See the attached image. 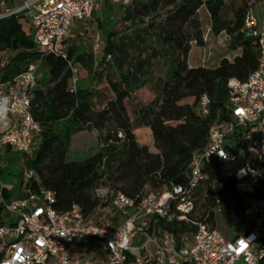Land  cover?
Here are the masks:
<instances>
[{
	"label": "trees",
	"instance_id": "trees-1",
	"mask_svg": "<svg viewBox=\"0 0 264 264\" xmlns=\"http://www.w3.org/2000/svg\"><path fill=\"white\" fill-rule=\"evenodd\" d=\"M250 5V0H136L134 5L122 7L125 26L106 35L97 60L72 42L64 57L43 54L33 44L26 18L0 20V55H10L1 83H11L31 65H37L36 72L42 71L39 79L36 73L37 88L28 93L41 135L31 158L24 162V170L31 172L32 178L26 181L23 173L19 175L25 193L30 190L39 195L41 190H48L55 197L52 209L66 213L77 205L92 223L90 218L96 210L110 207L108 201L96 198L97 189L107 187L137 204L147 195L148 186L164 192L185 184L192 155L205 148L211 125L218 117L229 120L225 111L228 80L244 82L258 68L259 44L241 32ZM203 6L210 16L211 33H225L231 47L240 50L238 56L231 61L222 59L214 69L190 68L187 64L191 44H204L198 19ZM227 8L232 9L231 20L223 17ZM157 61L168 70L166 80L157 79L155 96L130 113L129 100L153 85L151 69ZM72 68L81 69L74 92L69 89ZM204 94L209 98V114L201 118L197 104ZM100 98L104 99L101 104ZM92 132L97 136L95 152L69 161L73 140ZM11 152L2 150L0 162L3 153L10 159ZM242 162L211 161L205 168L207 179L196 192L195 208L203 199L205 212L200 221L211 223V228L218 207L241 217L234 174ZM4 169H9V164ZM10 175L7 172L6 176ZM0 196L2 226L3 203L14 198L3 186ZM160 226L174 236L177 246L181 238L196 231L194 225L185 222H161ZM139 256L128 255L124 264H135Z\"/></svg>",
	"mask_w": 264,
	"mask_h": 264
},
{
	"label": "built area",
	"instance_id": "built-area-1",
	"mask_svg": "<svg viewBox=\"0 0 264 264\" xmlns=\"http://www.w3.org/2000/svg\"><path fill=\"white\" fill-rule=\"evenodd\" d=\"M101 1L0 0V20L26 18L36 49L64 57L73 25L86 23ZM111 1L128 7L136 0ZM258 1L250 0L241 30L259 44L258 68L244 82L228 80L225 111L229 120L218 117L211 125L205 148L192 155L187 182L164 192L149 193L137 204L107 187L97 189L96 198L108 201L112 211L122 218L115 229L87 222L77 205L66 213L55 211L51 207L55 197L48 190H41L39 195L26 190L25 198L3 203V213L9 218H2L0 226L3 255L0 264H81L80 260L91 248L103 252L105 264H124L131 254L143 255L135 259V264H264V36L258 33L251 14ZM6 65L7 59L0 55V96L8 98L10 110L6 117L14 124L1 130L0 122V154L10 149L13 153L31 155L41 135L28 96L37 88V65L29 66L11 83L3 84L1 77ZM72 72L69 89L74 92L77 69L72 68ZM209 104L207 95L199 98L197 113L201 118L209 114ZM234 160L243 161L234 174L243 207L241 217L233 221L242 231L226 238L217 229L193 220L195 195L207 179L205 168L211 161ZM32 176L30 172L24 179L30 180ZM161 222H185L194 225L196 231L181 238V245L177 246L174 236L163 231ZM138 237L147 241L134 247L132 242ZM149 246L153 249L150 254L146 253ZM86 249L88 252L83 253Z\"/></svg>",
	"mask_w": 264,
	"mask_h": 264
},
{
	"label": "rangeland",
	"instance_id": "rangeland-1",
	"mask_svg": "<svg viewBox=\"0 0 264 264\" xmlns=\"http://www.w3.org/2000/svg\"><path fill=\"white\" fill-rule=\"evenodd\" d=\"M109 5L113 9V4L111 0H109ZM99 10V9H98ZM251 14L255 18L256 22L258 23V31L260 32L261 36H264V0H260L256 2L251 8ZM223 17L226 20H231L232 18V9L227 8ZM96 16L91 17L86 23L81 25H73L71 31V37L68 39V44L70 42L82 47L87 53H91L95 60L102 56V49L105 42L106 35L110 31L120 32L124 28L123 22H121L122 12H109L103 18L98 14L97 18L101 20H96ZM198 19L201 25L202 33L205 35L206 46L204 49H200L199 47L194 46V43L191 44L193 47L192 51L190 52L189 56L187 57V62L193 68L198 67H206V68H215L218 66L220 59H230L236 56L239 53V49H233L231 47V39L223 33V35L216 41L214 35L210 34L211 28V20L208 14L207 9L203 6L198 11ZM7 56V55H6ZM77 71H81L79 68ZM167 68L161 61H157L154 63L151 74L153 85L147 87L145 91H141L136 96H133L129 100V111L132 113V109L134 107H141L147 102H149L156 93L155 84L156 80L160 79L162 82L167 78ZM41 69H38L37 78L39 79L42 77ZM89 83V80L86 81ZM96 83V80L93 79L92 85ZM104 101L103 98H100L99 103L101 104ZM133 119V117H131ZM132 123H134L132 121ZM1 130H3V126H1ZM38 141H36L35 146H37ZM97 136L94 132L92 133H85L83 135L77 136L73 140V148L71 153L68 156L69 161H78L85 156L92 155L97 146ZM12 153V152H11ZM31 155L25 156L18 153H13L11 158L8 159L6 157V153H3L1 156L0 168L3 169V175L0 176V187L3 186L9 190V194L11 198H16L20 196V192L23 188V184H19V175L23 173V178H25V174L29 172L24 170V162L27 159H30ZM9 164V169H4L6 165ZM7 172H10L11 175L9 177L6 176ZM23 183L25 184L26 181L23 179ZM122 185L119 184L118 187ZM154 189L151 187H146L145 193H155ZM1 201V196H0ZM39 205H43L42 201H38ZM204 201L203 199H199L197 201V205L195 208L196 215L194 216L193 220H201L203 218V214L205 212ZM233 206V205H232ZM243 204H241V208ZM220 207L215 209L214 214V221L213 227L216 228L221 234H223L226 238H230L241 233V228L235 226L233 221L237 219L236 216H231L226 213V211H220ZM3 218H9V215L5 212L3 213ZM114 218V219H113ZM113 219V220H112ZM90 221L94 224H99L101 226H106L109 229H115L119 227L122 223V218L112 211L110 207L106 209H99L96 210L93 216L90 218ZM208 225L212 226L211 223ZM241 225H244L243 223ZM147 240L143 237H138L135 241L132 242L134 247L142 246ZM153 250L151 246L146 253L150 254V251ZM1 251V248H0ZM94 252V251H93ZM99 253V252H98ZM96 253L94 258H92L91 254H86L83 260H80L81 264H103L102 258L99 254ZM143 257V255L141 256Z\"/></svg>",
	"mask_w": 264,
	"mask_h": 264
},
{
	"label": "crops",
	"instance_id": "crops-1",
	"mask_svg": "<svg viewBox=\"0 0 264 264\" xmlns=\"http://www.w3.org/2000/svg\"><path fill=\"white\" fill-rule=\"evenodd\" d=\"M203 1H208V0H203ZM112 2V1H111ZM114 4V3H113ZM124 8V7H123ZM123 8H122V6H120V5H117V4H115L114 6H113V9L111 8V6L109 5V0H103V1H101L99 4H97V6L95 7V9L93 10V13H92V16L91 17H93V15H94V17L96 16V20H101L102 18H103V16L105 17L109 12H116V11H120V12H122L123 11ZM202 8V7H201ZM99 9V10H98ZM98 14H100V16L102 17L101 19H99V18H97V16H98ZM209 14V13H208ZM110 31H111V29H110ZM109 31V32H110ZM257 31H258V23H257ZM108 32V33H109ZM210 34H212L211 33V31L209 32ZM258 33L260 34V32L258 31ZM213 35V34H212ZM223 35V33H221L220 35H218V36H214L215 38H216V41H217V38L219 39L221 36ZM203 41H204V44H203V46L202 47H199L200 49H204L205 48V46H206V40H205V35H203ZM195 46V45H194ZM194 46H192L191 47V49H190V52L192 51V49H193V47ZM196 47H198V46H196ZM190 52H189V54H190ZM189 54H188V56H189ZM240 54V51H239V53L236 55V56H238ZM7 55V56H6ZM1 56H3L4 58H6L7 60H8V58L10 57V55L8 54V53H3V54H1ZM236 56H234L233 58H235ZM232 58V59H233ZM220 60H222V59H220ZM229 61H230V59H228ZM219 63H220V61H219ZM187 64H188V66L190 67V68H193V67H191L190 65H189V63L187 62ZM219 65V64H218ZM218 67V66H217ZM198 68H205V69H210V68H206V67H198ZM216 68V67H215ZM211 69H214V68H211ZM6 91H10L9 89H7ZM13 121L9 118V117H6L4 120H3V122H2V126H3V129H6V128H10L11 126H13ZM0 190H1V187H0ZM26 197V193H25V191H24V189L22 188V190H21V192H20V196L19 197H16V198H25ZM16 198H14V199H16ZM115 215H117L116 213H115ZM118 216V215H117ZM114 219V218H113ZM112 219V220H113ZM104 227H106V226H104ZM90 251V254H91V256H92V258H94V255L96 254V253H98L99 254V256L102 258L101 260H102V262H103V264H105L104 263V258H103V255H102V253H101V250L100 249H98V248H91V250H89ZM94 251V252H93ZM86 252H88V250L86 249V250H84L83 251V253H86ZM102 255V256H101ZM83 260V259H82Z\"/></svg>",
	"mask_w": 264,
	"mask_h": 264
},
{
	"label": "clouds",
	"instance_id": "clouds-1",
	"mask_svg": "<svg viewBox=\"0 0 264 264\" xmlns=\"http://www.w3.org/2000/svg\"><path fill=\"white\" fill-rule=\"evenodd\" d=\"M8 104V98L5 96H0V122H3L8 111L10 110Z\"/></svg>",
	"mask_w": 264,
	"mask_h": 264
}]
</instances>
